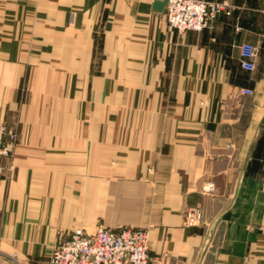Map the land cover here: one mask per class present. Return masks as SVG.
Listing matches in <instances>:
<instances>
[{
	"label": "crops",
	"instance_id": "crops-1",
	"mask_svg": "<svg viewBox=\"0 0 264 264\" xmlns=\"http://www.w3.org/2000/svg\"><path fill=\"white\" fill-rule=\"evenodd\" d=\"M153 1L0 0V264L79 227L147 229L148 264H264V0L198 33Z\"/></svg>",
	"mask_w": 264,
	"mask_h": 264
},
{
	"label": "built area",
	"instance_id": "built-area-1",
	"mask_svg": "<svg viewBox=\"0 0 264 264\" xmlns=\"http://www.w3.org/2000/svg\"><path fill=\"white\" fill-rule=\"evenodd\" d=\"M232 6L229 1L167 0L164 17L167 26L177 33L201 32L211 27L219 16H229ZM257 50L250 44L239 47L240 67L249 73L254 70ZM250 95L248 90L242 91ZM15 135L12 129L0 124V175L3 173L2 159L9 157ZM213 184L202 187V193H211ZM200 207L188 209L184 224L192 227L200 222ZM149 232L147 229L123 227L117 230L98 229L85 233L74 230L68 239L55 246L49 255L50 264H148Z\"/></svg>",
	"mask_w": 264,
	"mask_h": 264
},
{
	"label": "water",
	"instance_id": "water-1",
	"mask_svg": "<svg viewBox=\"0 0 264 264\" xmlns=\"http://www.w3.org/2000/svg\"><path fill=\"white\" fill-rule=\"evenodd\" d=\"M167 3V0H161V1H153L152 2V10L158 13H161ZM212 230V229H211ZM208 240L206 241L207 244Z\"/></svg>",
	"mask_w": 264,
	"mask_h": 264
},
{
	"label": "rangeland",
	"instance_id": "rangeland-1",
	"mask_svg": "<svg viewBox=\"0 0 264 264\" xmlns=\"http://www.w3.org/2000/svg\"><path fill=\"white\" fill-rule=\"evenodd\" d=\"M0 124H2V123H0ZM4 125V124H3ZM6 126V125H5ZM7 127V126H6ZM7 128H9V127H7ZM9 129H12V128H9ZM12 131L14 132V135H15V140H16V133H15V130L14 129H12ZM15 140H14V142H15ZM11 149H10V154H9V156H11V154H12V145H11V147H10ZM3 170H4V168H3ZM2 175V174H1ZM202 191V190H201ZM120 228H123V227H120ZM120 228H118V229H120ZM129 228H131V227H129ZM76 229H81L83 232H85L82 228H76ZM76 229H74V230H76ZM103 229H109V228H103ZM134 229H143V228H134ZM73 230V231H74ZM110 230H117V229H110ZM72 231V232H73ZM71 232V233H72ZM86 233V232H85Z\"/></svg>",
	"mask_w": 264,
	"mask_h": 264
}]
</instances>
